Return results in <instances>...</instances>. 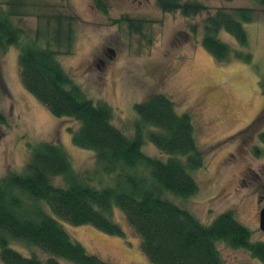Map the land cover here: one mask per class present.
<instances>
[{"label":"trees","instance_id":"16d2710c","mask_svg":"<svg viewBox=\"0 0 264 264\" xmlns=\"http://www.w3.org/2000/svg\"><path fill=\"white\" fill-rule=\"evenodd\" d=\"M65 2L67 0H60ZM232 2L234 0H226ZM264 9V0H249ZM164 13H180L193 18L207 11L198 0H155ZM94 7L108 13L105 0ZM68 7L51 0H5L0 3V51L17 47L20 74L25 87L57 117L80 123L72 131L73 142L96 152L102 169L116 173V183L99 188L77 171L65 148L43 141L32 147L23 172L10 171L0 178V258L4 264H108L90 253L73 238L59 218L74 225L91 224L108 234L122 235V227L109 214L118 206L141 237L144 253L155 264H224L219 242L244 248L264 263V241L252 240L251 230L233 211L203 223L167 195L187 198L199 190L192 174L204 166L190 113H180L175 102L160 92L149 94L135 104L137 119L129 135L113 122V108L95 102L74 81L59 61L71 54L76 39L77 17ZM254 9H219L203 21L202 45L220 61L233 56L250 60L251 55L234 53L220 39L224 32L242 47L249 45L245 24L254 19ZM35 17L37 28L29 34L16 27L14 18ZM131 31L141 30V22L126 17ZM192 32L196 26L191 27ZM1 78V75H0ZM0 79V100L5 96ZM0 124H8L0 111ZM151 127H154L152 130ZM149 140L168 158L148 155L143 146ZM164 157V156H163ZM63 176L64 184H54L52 176ZM50 207L55 216L48 212ZM11 240L38 246L50 256H26L13 248Z\"/></svg>","mask_w":264,"mask_h":264},{"label":"rangeland","instance_id":"374dc122","mask_svg":"<svg viewBox=\"0 0 264 264\" xmlns=\"http://www.w3.org/2000/svg\"><path fill=\"white\" fill-rule=\"evenodd\" d=\"M51 1L58 9L64 4L67 13L77 17L74 50L60 55L59 61L87 96L111 105L117 127L133 135L138 117L135 104L155 92L168 95L178 112L191 114L196 140L204 153V166L192 171L199 190L187 198L167 196L205 224L233 210L251 230L252 240L264 241L256 219L257 176L251 172L245 185H239L245 169L259 173L264 163V144L259 142L262 136L254 141L256 151H249L252 130L239 133L264 106V9L249 0H198L207 11L185 18L180 13L162 12L155 0H105L109 6L105 15L94 7L95 0ZM234 8L255 10L253 22L245 24L248 47L242 48L224 32L219 37L230 44L234 53L250 54L249 61L237 56L220 61L202 45L203 21L219 9ZM126 17L141 22V30L131 31L123 21ZM13 22L29 34L37 28L35 17H17ZM192 26H196L195 32ZM18 54L17 47L0 51V79L6 91L0 100V111L8 118V124H0V178L10 171L23 172L32 147L48 141L62 145L73 167L91 184L99 188L114 185L117 174L102 169L94 150L73 142L71 128L78 129L80 123L55 116L25 87ZM259 125L264 130V122ZM143 150L150 156L168 158L149 140ZM51 178L54 184H64L63 176ZM47 209L55 216L50 207ZM109 214L124 234H108L91 224L59 220L88 252L108 264H155L144 253L141 237L123 211L114 206ZM10 244L26 256L37 255L43 260L50 256L38 246L20 240H11ZM218 248L224 264H264L244 248L231 247L226 242H219ZM59 261L74 264L63 258ZM0 264H4L1 258Z\"/></svg>","mask_w":264,"mask_h":264},{"label":"flooded vegetation","instance_id":"af4514ba","mask_svg":"<svg viewBox=\"0 0 264 264\" xmlns=\"http://www.w3.org/2000/svg\"><path fill=\"white\" fill-rule=\"evenodd\" d=\"M264 106L256 113V116L243 128L239 131L245 132L246 130H252V139L253 141L248 145L249 151H252L253 149L256 151V144L254 141L258 140L257 136H262V139L259 140L260 145H263L264 143V130L263 126H260L259 123L264 122ZM263 141V142H261ZM264 146V145H263ZM242 148L240 146L239 150ZM254 172L255 176H257L258 182L256 184V188L254 190L255 196H256V219H257V226L260 229V211L262 208H264V163L262 169L259 171V173H256L253 169H245L242 172V176L239 178V185L242 187L246 183V178H249V173ZM261 173V174H260ZM233 211V210H231ZM261 230V229H260ZM262 232V231H261ZM263 233V232H262ZM264 235V234H263ZM262 241V240H261Z\"/></svg>","mask_w":264,"mask_h":264},{"label":"water","instance_id":"95a60500","mask_svg":"<svg viewBox=\"0 0 264 264\" xmlns=\"http://www.w3.org/2000/svg\"><path fill=\"white\" fill-rule=\"evenodd\" d=\"M260 229L264 234V208L261 209L260 211Z\"/></svg>","mask_w":264,"mask_h":264}]
</instances>
